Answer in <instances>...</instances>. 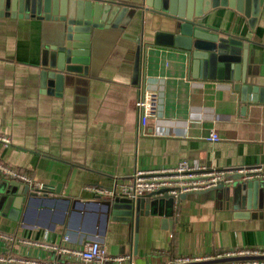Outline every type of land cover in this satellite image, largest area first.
Instances as JSON below:
<instances>
[{
    "label": "crops",
    "instance_id": "0c3cea01",
    "mask_svg": "<svg viewBox=\"0 0 264 264\" xmlns=\"http://www.w3.org/2000/svg\"><path fill=\"white\" fill-rule=\"evenodd\" d=\"M104 1L144 7V0ZM154 17L139 9L128 23L102 34L92 50L89 84L79 92L66 87L61 94L41 86L51 34L45 21L0 19V134L11 141H0V159L48 186L16 219L0 214V233L15 238L0 236V254L62 259L45 245L65 235L76 247L96 239L111 254L133 253L135 264L264 247V199L252 197L257 206L250 209L241 195L227 200L217 188L188 193L171 218L173 230L163 223L168 206L159 204L156 213L140 216L136 248L134 224L107 221L100 204L107 198L89 188L112 187L137 168H168L181 160L209 168L264 167V103L242 100L234 82L195 75L185 52L156 46L155 32L167 26ZM200 21L249 42L246 78L264 87V3L254 28L228 7L214 8ZM139 44L145 88L158 98L143 135L133 80ZM212 131L221 139L211 140ZM254 182L264 185V178Z\"/></svg>",
    "mask_w": 264,
    "mask_h": 264
},
{
    "label": "water",
    "instance_id": "95a60500",
    "mask_svg": "<svg viewBox=\"0 0 264 264\" xmlns=\"http://www.w3.org/2000/svg\"><path fill=\"white\" fill-rule=\"evenodd\" d=\"M263 3L264 0H144L143 7L104 0H0V19H37L45 21V27L51 29L43 50L46 67L40 75L41 86L47 88L49 93L61 94L66 87L82 91L79 86L90 82L92 50L100 36L128 23L139 9H146L157 17L154 18L158 22H164L167 26V29L155 32L156 46L185 52L195 75L198 71L201 78L234 82L235 89L241 91L242 100L264 103V87L251 84L246 78L249 42L243 37L214 31L200 21L212 9L228 7L247 17L250 27L254 28ZM141 60L139 44L133 72L136 84ZM215 188L218 192H225V196L227 193V200L237 199L241 195L243 206L250 209L257 206V203H252V197H255V201L264 199V185L256 184L254 180L237 178L231 185L220 184ZM47 189L48 186L39 190L21 181L0 177V214L16 219L24 205L28 208L37 194ZM162 203L168 206L163 214L165 228L173 230L174 219L171 218L175 216L174 200L168 195L154 197L148 194L135 204L125 197L107 198L100 202L107 221L111 219L134 224L136 248L140 216L156 213V208ZM262 258L264 256H240L183 264Z\"/></svg>",
    "mask_w": 264,
    "mask_h": 264
},
{
    "label": "built area",
    "instance_id": "2783aa9c",
    "mask_svg": "<svg viewBox=\"0 0 264 264\" xmlns=\"http://www.w3.org/2000/svg\"><path fill=\"white\" fill-rule=\"evenodd\" d=\"M137 85L139 87V98L136 102V108L140 117L138 134L143 135L150 118L157 113L158 98L156 92L146 90L142 66L140 67L139 81ZM209 138L214 141L221 139L216 131H212ZM0 141L4 142L6 145L11 143L10 138L3 134H0ZM0 177L21 181L39 190L45 188V185L33 180L24 171L8 165L1 159ZM237 178H240L243 181L263 179L264 167L243 166L226 169L216 167L209 168L201 164L191 163L188 160H181L177 165L168 168L153 170L137 168L128 179L118 181L112 187L94 186L89 188L100 197H125L130 199L134 204L140 198L148 194H152L154 197H164L165 195H168L174 200V208L179 209L181 206L182 195L215 188L220 184L231 185ZM0 236L11 242L15 240L13 236L8 234L0 233ZM25 242L30 243L28 241ZM45 246L60 254L62 259H53L51 261H41L34 258L18 260L12 255L0 254V263L135 264L133 253L111 254L107 245L101 240H89L83 243L82 246L76 247L71 244L70 236L65 235L59 243L47 244ZM240 256H264V247L246 246L205 256L176 255L167 257V261L161 264H183L195 261L217 260ZM212 264H264V258L232 260Z\"/></svg>",
    "mask_w": 264,
    "mask_h": 264
},
{
    "label": "trees",
    "instance_id": "16d2710c",
    "mask_svg": "<svg viewBox=\"0 0 264 264\" xmlns=\"http://www.w3.org/2000/svg\"><path fill=\"white\" fill-rule=\"evenodd\" d=\"M172 250L175 251V246L174 245L172 246ZM173 255H175V253H173Z\"/></svg>",
    "mask_w": 264,
    "mask_h": 264
}]
</instances>
